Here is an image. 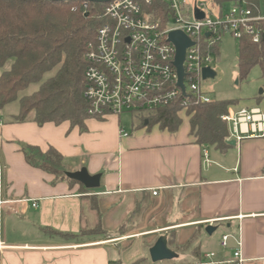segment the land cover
Returning <instances> with one entry per match:
<instances>
[{
  "label": "crops",
  "instance_id": "crops-1",
  "mask_svg": "<svg viewBox=\"0 0 264 264\" xmlns=\"http://www.w3.org/2000/svg\"><path fill=\"white\" fill-rule=\"evenodd\" d=\"M11 105L0 111V242L6 247L0 264H134L152 247L141 239L161 233H175L179 246L196 237L187 253H177L181 264L231 260L238 243L242 264H264V138H245L225 152L209 147L206 163L188 120L171 132L142 117L130 130L122 115H108L87 119L81 131L69 122L39 126L33 112L16 123L19 107ZM27 147L54 148L63 157L60 173L29 165ZM82 169L101 176L98 189L65 176ZM138 201L146 204L148 231L80 236L92 226L110 230L127 222ZM211 220H221L214 232L223 228L217 251L206 250L211 241L203 231ZM224 234L232 236L227 249L220 245ZM211 252L214 260L207 258Z\"/></svg>",
  "mask_w": 264,
  "mask_h": 264
},
{
  "label": "trees",
  "instance_id": "trees-1",
  "mask_svg": "<svg viewBox=\"0 0 264 264\" xmlns=\"http://www.w3.org/2000/svg\"><path fill=\"white\" fill-rule=\"evenodd\" d=\"M212 2L219 8L245 3L255 14L261 11L260 0ZM83 3L0 0V111L18 102L19 113L12 118L14 122H25L33 112L34 122L39 126L69 122L71 128L86 131L85 122L91 117L87 114L89 105L84 98L88 68L85 55L88 45L96 41L98 30L106 22L103 18L106 4L89 2L85 9ZM145 9L155 11L156 19L165 22V15L162 14L167 13V6L163 0H153L152 7ZM239 52V79L246 78L256 66L261 67L264 77V42L256 45L245 37L239 40ZM32 85H38L37 91L20 97L19 94ZM263 95L264 92L257 99L259 105ZM235 104V101L228 100L208 104L191 98L187 109L175 103L149 112L146 119L148 126L158 125L162 130L171 132H176L186 119L197 144L225 152L230 147L229 132L221 117ZM24 154L26 162L32 167L54 175L60 173L63 157L54 148L42 153L38 148L27 147ZM125 228L122 226L118 234H124ZM94 231L82 229L80 236L101 234ZM61 236L77 237L70 234ZM176 236L175 233L168 236L169 248L179 246ZM195 240L196 237L185 248H190ZM144 262L145 259L134 264Z\"/></svg>",
  "mask_w": 264,
  "mask_h": 264
},
{
  "label": "built area",
  "instance_id": "built-area-1",
  "mask_svg": "<svg viewBox=\"0 0 264 264\" xmlns=\"http://www.w3.org/2000/svg\"><path fill=\"white\" fill-rule=\"evenodd\" d=\"M163 2L167 6V13L162 14L164 23L156 19L155 11L145 9L152 7L153 0H114L106 4L103 11L106 22L85 55L88 68L84 98L91 118L144 114L175 103L187 109L191 98L212 103L202 90L203 71H215L213 65L218 61L222 39L231 35L237 40L247 37L256 45L264 42V0H260L261 11L257 14L245 3L230 5L228 10L197 0ZM83 7L86 9L88 2ZM196 10L204 14L203 19L196 17ZM173 32H181L193 43L185 54L183 87L179 86L175 65L177 48L169 39ZM221 120L227 124L228 141L240 143L245 138H264V110L259 105L238 112L230 108ZM208 148L204 146L206 163ZM219 221L206 224L212 226ZM231 238L229 234L222 235L223 249L229 247ZM238 245L233 258L219 264H242ZM3 249L6 247L0 242V250ZM207 258L214 260L216 254L211 252Z\"/></svg>",
  "mask_w": 264,
  "mask_h": 264
},
{
  "label": "rangeland",
  "instance_id": "rangeland-1",
  "mask_svg": "<svg viewBox=\"0 0 264 264\" xmlns=\"http://www.w3.org/2000/svg\"><path fill=\"white\" fill-rule=\"evenodd\" d=\"M197 1H204L208 5L213 4L212 0H197ZM226 9H231L232 6L227 5L225 6ZM264 12V10L262 9ZM240 58L239 52V40L233 38L231 35H227L222 39V43L220 46V57L218 61L213 65V68L217 74L216 78L211 80H205L202 85V90L205 92L207 97L212 101H235L236 104L231 106V109L234 112H238L242 108H250L252 106L259 105L257 99L260 96V91H264V77L263 72L260 66H256L248 73L247 77L244 79H239L237 73V65ZM53 73L46 76V78L50 77ZM38 89V85L30 86L26 91L20 93V97L29 96L35 93ZM264 110V95L263 99L261 100V104L259 105ZM19 107V103L15 102L11 105V108ZM148 116V113L144 114H130L125 113L122 115V121L126 128L132 129V127H136L138 124H142L141 118H145ZM145 120V119H144ZM186 119L184 120L185 125ZM145 203H140L139 201L136 202L134 206V210L131 215L128 217L127 222H122L117 228L106 230L103 225H96L92 226L91 228H87L88 230H95L94 232L98 231L108 232L109 235L112 236H119L118 231L125 226V231L123 232L125 235H135L136 233L143 234L145 231H148L150 226L149 222H145L147 220V207L144 205ZM165 215H161L160 219L157 222H161L160 225H163L165 222ZM134 220V222H132ZM137 221V222H135ZM159 225V223H158ZM205 228H204V231ZM223 232V228L221 225H218L217 230L214 232L213 235H208L204 233L205 238H208L211 241L208 248L206 250H214L217 251L218 245L217 241L218 238L221 236ZM122 234V235H124ZM165 233H161V236H164ZM160 235L148 236L141 239L145 246L148 248V242L152 241V246L156 241L161 237ZM170 236V235H168ZM176 241L179 243L181 238L176 236ZM151 246V245H149ZM145 247V248H146ZM192 247V246H191ZM175 253H187V249L185 246H178V247H171L170 248ZM190 251V250H189ZM146 259L144 263L141 264H151L152 261H148L150 259L148 250L146 251ZM174 259L172 261L163 262L162 264H181L182 262ZM149 262V263H148ZM154 264V263H153ZM159 264V263H157Z\"/></svg>",
  "mask_w": 264,
  "mask_h": 264
},
{
  "label": "water",
  "instance_id": "water-1",
  "mask_svg": "<svg viewBox=\"0 0 264 264\" xmlns=\"http://www.w3.org/2000/svg\"><path fill=\"white\" fill-rule=\"evenodd\" d=\"M52 2H76V1H81V2H94L98 4H108L114 0H50ZM196 17L198 19H203L204 14L196 10ZM170 42L173 43L176 48H177V55H176V67L178 70V75H179V86L183 87V79L185 76L184 73V68H183V63L185 60V54L186 50L193 45V43L181 32H173L170 34ZM263 41H264V35H263ZM217 76L216 72L211 70V69H205L203 71V78L205 80L207 79H215ZM263 90L260 91V94H263ZM230 146H235L236 142L235 141H230L229 142ZM65 176L68 179L77 181L84 185L87 189L90 190H95L100 187V175H95L91 176L86 169H82L79 172L75 173H66ZM215 228L212 226H208L206 228V233L208 235H211L214 232ZM149 256L152 261V263L157 264V263H162L166 261H172L174 259L179 258V255L172 251L168 247V235L165 234L164 236H161L156 243L150 248L149 250Z\"/></svg>",
  "mask_w": 264,
  "mask_h": 264
}]
</instances>
